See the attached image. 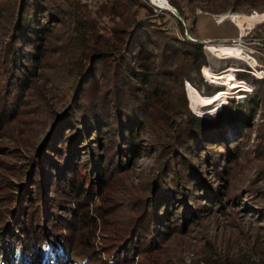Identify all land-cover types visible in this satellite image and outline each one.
<instances>
[{"label":"rangeland","instance_id":"obj_1","mask_svg":"<svg viewBox=\"0 0 264 264\" xmlns=\"http://www.w3.org/2000/svg\"><path fill=\"white\" fill-rule=\"evenodd\" d=\"M14 1L0 0V66L3 59H6V45L12 37L10 24L17 22L15 14L9 13V10L16 11ZM78 1L81 5L95 9L106 0ZM174 1L179 3L188 21L168 0H165L168 5L161 0H147L148 6L153 9H141L138 14L157 23L161 30L174 35L180 42H186L185 39L190 42L200 41L205 64L200 68L199 75L192 74V84L187 81L183 85L166 81L160 91L154 96L150 95L136 133L139 156H131L122 167L110 165L103 185H91L93 192L85 201L86 205L82 206L83 209L88 205L90 209L97 206L98 211H102L95 227H89L88 223L77 219L72 222L68 213L60 209L55 217L58 219L52 220L53 226L45 223L39 215L37 218L32 216V225L21 219L25 224L20 231L13 226L19 215L16 210L24 206L23 200L18 202V196L22 194L24 199L23 191L26 187L32 188L33 183L37 185L39 170L36 167L41 169L43 178L39 186L40 197L45 200L51 195L47 189L50 183H46L44 177L46 175L48 178L49 167L54 166L52 158L55 154L52 150L58 148L65 134L72 133L76 125L80 126V122H77L62 127L63 122H60L46 137L52 124L49 119L50 107H54L52 110L58 113L65 107L66 99L70 96L71 72L76 67L77 56L81 51L71 40V28L58 24L50 30L37 64L36 75L27 80L29 84L20 98L23 102L15 110L10 108L5 111L3 106L1 92L6 93V79L0 70V188L6 191L0 190V249L10 251L14 248L11 245L13 242L8 243L6 239L8 232L14 241L19 242L26 239L22 235L23 231L30 232L36 238H43L50 236L55 228L54 234L65 238L71 254L80 257L77 260L69 256L75 263L82 262L85 243L90 242L98 251L101 264H264V101L256 102L254 98L261 95L259 92L262 87L258 81L264 78V0H211V4L218 9L214 13L205 10L204 0H194L187 6L178 0ZM226 6L227 12L221 13L219 9ZM232 9L237 12H232ZM121 12H126L125 8H117V13ZM231 15H258L261 18L252 29L241 35L233 23L226 19ZM116 21L120 23L117 18ZM178 22L183 28V36ZM232 39L237 40L235 44L230 43ZM228 45L239 46L243 51V60L230 59L209 51L211 47ZM246 56L252 58L256 65H251ZM230 67L234 68L235 81L237 78L244 81L242 85L245 87L228 90L227 85L207 75L208 72L211 76L222 74ZM187 83L203 97H211L206 96L205 85L227 94L223 95L214 113L209 116L198 115L191 108ZM181 91L183 97L180 99L184 101L180 104L177 95L182 94ZM46 97L47 103L44 100ZM248 103L253 104L249 106ZM184 104L193 117L221 123V130L211 131L208 135L211 144L208 141L206 146H202V150L207 153L213 151L215 158L209 159L208 165L197 159L189 163L193 174L196 173L199 178L198 182L201 181L203 195L206 193L213 196L214 202L207 204L203 198L200 202L186 203L183 200L184 207L178 211L175 228L168 231L172 233L168 239L158 234L150 235L154 231L153 227H147L143 222L148 238L134 248L131 258L119 259L118 255L125 251L132 239L133 230L143 219L146 200L154 197L151 184L157 182L161 167L169 160L163 154L168 148V141L175 136V128L181 120L178 115L179 106ZM250 107L252 112L248 111ZM214 141L219 146L215 147L212 144ZM38 147L40 151L34 155ZM217 153L224 156V159L220 157L217 161ZM41 156L39 165L37 158ZM31 157L36 161H30ZM82 157L77 163L81 162ZM31 164L35 169L32 173ZM151 173L156 175L152 174L154 177H151ZM188 210L193 211L194 216L185 219L183 214ZM12 211L15 212L10 217ZM57 252H51L48 260L50 264L55 263L52 257ZM105 253H110V256L107 257ZM59 264L72 263L68 261Z\"/></svg>","mask_w":264,"mask_h":264},{"label":"trees","instance_id":"obj_2","mask_svg":"<svg viewBox=\"0 0 264 264\" xmlns=\"http://www.w3.org/2000/svg\"><path fill=\"white\" fill-rule=\"evenodd\" d=\"M15 1L16 11L9 10V13L15 14L17 22L10 24L12 37L6 45V59H3L0 66L6 79V93L1 92L5 111L10 108L15 110V107L23 102L20 99L21 94L29 84L27 80L36 75L44 42L54 26L60 24L71 28V40L81 51L77 56L79 60L77 59L76 67L71 72L73 75L70 96L66 99L60 121L63 122L62 127L77 122H80V126L76 125L72 133L65 134L58 150H52L55 155L52 158L54 162L51 163L54 166H48L50 174L48 178L46 175L44 177V181L50 183L47 189L51 191L52 196L49 195L45 200L40 197L39 186L43 178L41 169L36 167V170H39L37 185L33 183L32 188L26 187L23 191L24 199L22 194L19 195L21 199L18 196V202L23 200L24 206L21 210H16L19 215L13 226L18 231L24 228L25 223L21 219L32 225L33 215L35 218L39 215L45 223L53 226L52 220L58 219L55 217L60 209L63 213H68L72 222L77 219L79 222L88 223L89 227H95L102 211H98L97 206H92L91 209L89 205L85 209L82 208L92 194L94 185H103L110 165L122 167L131 156H139L136 133L148 98L160 91L166 81H175L180 85L187 81L192 84V74L199 75L200 68L205 64L201 45L198 41L190 42L186 39V42H180L174 35L161 30L157 23L152 21L151 24V20L140 16L139 10L153 9L148 6L147 0H106L95 9L81 5L78 0ZM168 1L184 20L188 21L179 3ZM178 1L186 6L194 2ZM203 2L207 12L214 13L213 11L218 10L211 4V0ZM117 8H125L126 12L117 13ZM219 10L224 13L228 7ZM232 12L237 11L232 9ZM178 26L183 36L180 22ZM191 35L194 36L193 33ZM205 70L206 68L203 69ZM237 83L242 85L245 82L237 78ZM258 84L262 87L259 92L261 95L254 98L256 102H261L264 101V78L258 81ZM204 91L206 96L218 92L207 85ZM177 96L181 104L184 101L180 99L183 93ZM44 100L48 102L47 97ZM248 104L251 106L253 103ZM179 107L180 123L163 154L169 157V160L166 159L168 161L164 163L165 166L161 167L157 182L151 184L154 197L146 200L143 219H140V225L133 230L132 239L125 251L118 255L119 259L131 258L136 247L148 238L145 226L153 227L154 231L150 235L158 234L168 239L172 234L168 231L175 228L174 221L178 217L176 215L184 207L183 200L190 203L200 202L203 198L207 204L214 202L213 196L206 193L203 195L201 181L198 182L199 178L196 173L193 174L189 163L192 159H197L208 165V160L215 158L213 151L207 153L202 150V146H206L208 141L211 144L208 135L211 131L221 130V123L193 117L185 104ZM52 108L54 107H50L49 112L51 123L58 113ZM250 109L248 111L252 112V107ZM214 142L212 144L215 147L219 146ZM39 149L33 154H38ZM82 155L84 157L81 162L77 163ZM217 155V161L220 157L221 160L224 159L220 153ZM33 159L34 157H31L30 161ZM34 160L32 162H35ZM40 161L42 156L37 158L39 165ZM34 170L31 164L30 172ZM156 172L158 173V170ZM152 174L151 177L156 175ZM0 190L6 192L2 188ZM42 202H45L46 208L43 211ZM14 212L12 211L10 217ZM193 216L194 212L189 210L183 214L185 219ZM143 222L146 223L145 226ZM54 230L55 228L50 236L43 238H36L30 232L23 231L22 235L26 236V239L19 241L20 243L14 241V237L8 232L6 239L8 243L13 242L11 245L14 248L10 251L0 249V264H50L48 260L53 251H58L56 256L52 257L55 259L54 264L68 261L72 264L102 263L98 251H95L90 242L85 243L84 253L81 254L83 263L70 260V257L77 260L80 257L71 254L65 238L55 235ZM105 254L110 256V253Z\"/></svg>","mask_w":264,"mask_h":264},{"label":"bare ground","instance_id":"obj_3","mask_svg":"<svg viewBox=\"0 0 264 264\" xmlns=\"http://www.w3.org/2000/svg\"><path fill=\"white\" fill-rule=\"evenodd\" d=\"M261 17L258 15L251 16H238L231 15L228 16V19L233 23V25L238 29L241 35H244L246 31L252 29L254 27L255 22ZM237 41V40H236ZM236 41L232 40L230 43L235 44ZM239 42V40H238ZM210 52L217 53L221 56L228 57L230 59L243 60V51L239 46H216L211 47L209 49ZM245 56V55H244ZM247 60L250 61L251 65H256V62L246 56ZM234 68H226L222 74L211 76L208 72V76L212 78L214 81L219 82L220 84H224L228 86V90L230 89H238L241 87H245V85L238 84L233 76ZM217 84V83H216ZM188 87V95L191 101V108L198 115L209 116L219 108V102L223 100V95L227 94V92H217L211 97H203L201 96L195 89H193L189 83H187ZM226 89V90H227ZM205 109V110H204ZM213 109V110H212Z\"/></svg>","mask_w":264,"mask_h":264},{"label":"water","instance_id":"obj_4","mask_svg":"<svg viewBox=\"0 0 264 264\" xmlns=\"http://www.w3.org/2000/svg\"><path fill=\"white\" fill-rule=\"evenodd\" d=\"M149 1L151 2V0H149ZM153 6H154V5H153ZM155 7H156V6H155ZM158 8H159V7H158ZM166 10H168V9H166ZM226 19H228V16L226 17ZM198 43L201 44L200 41H198ZM62 117H63L62 111H61L60 113H56V115H55V119H54V121H52L51 127H50V129L48 130V133L46 134V137H48L49 134H50V132L52 131V129L60 123V121L62 120ZM45 139H46V138H44L42 142H44ZM38 148H39V147H38ZM38 148H37V149H38Z\"/></svg>","mask_w":264,"mask_h":264}]
</instances>
